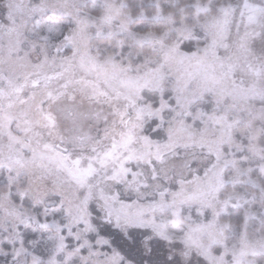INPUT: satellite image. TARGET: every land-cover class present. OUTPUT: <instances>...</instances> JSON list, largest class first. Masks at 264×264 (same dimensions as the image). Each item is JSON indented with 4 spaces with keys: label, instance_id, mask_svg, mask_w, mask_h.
I'll use <instances>...</instances> for the list:
<instances>
[{
    "label": "snow or ice",
    "instance_id": "6c2138e0",
    "mask_svg": "<svg viewBox=\"0 0 264 264\" xmlns=\"http://www.w3.org/2000/svg\"><path fill=\"white\" fill-rule=\"evenodd\" d=\"M0 264H264V0H0Z\"/></svg>",
    "mask_w": 264,
    "mask_h": 264
}]
</instances>
